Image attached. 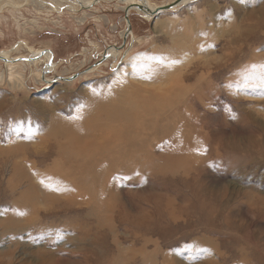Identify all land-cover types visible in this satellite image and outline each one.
Wrapping results in <instances>:
<instances>
[{"label": "rangeland", "instance_id": "rangeland-1", "mask_svg": "<svg viewBox=\"0 0 264 264\" xmlns=\"http://www.w3.org/2000/svg\"><path fill=\"white\" fill-rule=\"evenodd\" d=\"M73 1L0 0V53L50 49L57 67L45 76L82 73L45 83L44 64L0 61V264H264V0L131 11L133 35L99 67L123 45L126 5ZM125 101L136 123L155 121L143 138L164 139L173 122L166 136H177L186 117L201 149L172 174L136 164L131 175L107 165L92 184L69 175L54 132L93 147L96 132L124 126L110 117Z\"/></svg>", "mask_w": 264, "mask_h": 264}, {"label": "bare ground", "instance_id": "bare-ground-1", "mask_svg": "<svg viewBox=\"0 0 264 264\" xmlns=\"http://www.w3.org/2000/svg\"><path fill=\"white\" fill-rule=\"evenodd\" d=\"M74 1H73V3H74ZM77 1L81 2L83 4V6L87 7V8L92 7L91 5H92V3H94L90 0H77ZM119 1L123 2L126 5L125 8L136 5V6L143 7L144 10L149 9L151 12H153L156 9H159L162 6V5L158 6L155 4H151V3H149V0H119ZM187 1H191V0H184L183 2H187ZM2 6L5 7V4L4 5L2 4ZM83 6H81V7H83ZM0 11H1V9H0ZM133 11H135V10H133ZM136 11L142 13L143 15H147L148 17H151V15L148 13L141 12L138 9H136ZM130 13L131 12H129V14ZM19 49H20V46L16 45L13 48V52L19 51ZM113 50H115V48L110 49V51L107 54L108 57L110 56L112 58V57H115L116 55L120 54L119 52H113ZM11 53H12V51H2L0 53V58L8 60L7 64H13L14 62H17L21 58H25V59L31 58L32 60H28L29 62H27V61L26 62L29 63V65H37L38 66L39 64L45 65V64L49 63V60L52 57L53 63H54V65H53L54 69L50 68L48 70H51V72H55V69L57 67V64L54 62V55L50 49L33 50L30 52L31 53L30 56H22V57H16V58H13L11 56ZM11 66H14V65H10V69H12ZM43 70L44 69L41 70V73L43 72ZM48 72L49 71L45 70V75ZM45 75L43 74V77H42V74H41V78H43V82H45V83H47V82L51 83V81L53 79L59 78V77L61 78V76H55V77L50 78V77L45 76ZM126 104H127V102L125 101L124 106L115 110L112 113V116L110 117L111 120L115 119L117 124L119 123V121L121 119L122 121H124V126L122 128H118L117 132L113 135L108 134V133L103 132V131L102 132H96L98 134L99 138L102 137V140L100 143H96L93 147H92V141L91 140H87V138L83 139L82 136H78L76 133L67 132V131H64L63 129H59L58 132H54V133H60V135H52L54 138H56V136H58V141H59V145H58V148H59L58 151L59 152H57L55 149H54V152L57 155L58 160L61 161V163L63 165H65L66 168L69 169V171H70L69 175H72V176H74L75 179L76 178L80 179V181H83V182L84 181L85 182H91L92 180L98 179L99 177L101 178L103 176L104 171H105L104 168L107 165H113L114 168H118V169L123 170L126 175H129V174L131 175V174L135 173L137 170L136 164H139V168L142 171H144L142 173H145V171L147 170L148 172H158V173L169 174L173 171V167L175 168L176 165H180L182 163H190L192 160V158H190V155L197 154L196 153L197 151L196 150L194 151V149L196 147H197V149H201L200 142L202 143V141L197 140L198 138L194 137L193 127H191V125L187 123L186 117H185V119H183V121H180V122L185 123V124H182L181 127L183 128L184 126H186V130L180 129V132L177 131V132H179L177 136L172 134L174 137H172L170 139H167L168 137L166 136V135H168L167 131L171 130L170 128L173 127V123H175V122H173L172 125L166 124V126L164 128L166 131L161 133V136L165 137L164 139H161L159 137V135H158L159 132H157V131H154L155 133L153 134V138H149L146 136H145V138H143V136H142L143 131L155 128L154 123H152L155 121L153 120L152 122H148V123H142V122L136 123L135 119H137V114H139V113H136V114L135 113H125L124 108H125ZM185 104H186V102H184V105ZM133 105H135V104H133ZM143 107L144 106H140V109L142 110L141 113H143L144 111L147 112L146 108H143ZM174 110L176 111L177 109L174 108ZM174 110H172V114H173ZM162 114H164V112ZM143 116H144V113H143ZM139 117L141 118L140 115H139ZM145 118H146V116H145ZM157 119H161V117L157 118ZM53 124H55V123H53ZM53 126H56V125H53ZM99 127H104V126H101V125L96 126V128L98 130H99ZM178 130H179V128H178ZM159 131H160V127H159ZM103 137L107 140L104 141ZM85 139L88 142L86 145H82L81 143ZM150 145H151V147H152V145H154L155 150L156 149L161 150L160 155L158 156L157 159H155L154 156L150 153V151L152 150V149L150 150V148H148V147H150ZM73 149H74V153H72ZM180 152H182V153H180ZM141 155H144V157H141ZM159 159L161 161H164L165 163H168V161H172V163H171L172 166L169 165V166H171V167H169V169H168V167H166L165 170L161 169V167L157 166V162H156V160H159ZM145 163L148 164L147 169L144 168ZM126 164L129 167L131 165H133L132 169L125 168ZM120 166H121V168H119ZM177 170H178V167H177ZM96 171H97V174H99L98 176H96ZM173 172H176V171H173ZM117 173H118V171H117ZM107 174H108V172H107ZM109 178H110V176H109ZM98 180H100V179H98ZM92 183L93 182H91V184ZM97 184H98V182H97ZM99 185H100V183H99ZM29 189H30V187H29ZM82 190H83V187H82ZM29 191L31 192L32 190H29ZM32 192H31V194H32ZM25 194L21 195L18 198L19 201H17V202L15 201L16 202L15 206L19 205V202H21L20 200H22V198L25 196ZM29 196H30V193H29ZM13 205H14V203H13ZM102 205H103V202L101 200H99V207ZM10 221H12V220H10Z\"/></svg>", "mask_w": 264, "mask_h": 264}, {"label": "water", "instance_id": "water-1", "mask_svg": "<svg viewBox=\"0 0 264 264\" xmlns=\"http://www.w3.org/2000/svg\"><path fill=\"white\" fill-rule=\"evenodd\" d=\"M184 0H174V1H172L171 3H168V4H165V5H162L159 9H156V10H154L153 12H151L149 9H145L144 10V8L143 7H141V6H136V5H133V6H131V7H128L126 10H125V20H126V22H127V29H126V32H125V35H124V42H123V45H121V46H111V47H109V48H106V50L104 51V53H102V54H100V56H101V60L100 61H98L97 63H95V65L96 66H100V65H102V63L103 62H105V60L107 59V53H108V51L111 49V48H117V49H123L124 47H125V45H126V42H127V39L129 38V36H132L133 35V29H132V24H131V22H130V14H129V12H131V11H133V10H136V9H138L139 11H141V12H144V13H148V14H150L151 15V17H148L147 15H144L145 17H147V18H153L155 15H158L159 13H162V12H166V11H174V10H176L177 8H179V7H181L182 5H184V4H186L187 2H183ZM146 11V12H145ZM134 39V38H133ZM133 39H132V41H133ZM47 52V51H46ZM105 52H106V55H105ZM22 60H24V61H27V62H29L28 60H32L31 58L30 59H22ZM0 61H2V62H7V60H5V59H1L0 58ZM53 65H54V63H53V59H52V57L50 58V60H49V63H47V64H45L44 65V70H43V74L45 75V70L47 69V71H48V69L49 68H53ZM92 69V68H91ZM90 69V70H91ZM85 72V71H84ZM82 73H76V74H74V75H72V76H70V77H62V79H57V78H55L54 80H52L51 81V83H57V82H59V81H66V82H72V81H74L75 79H77L80 75H81ZM48 83V82H47Z\"/></svg>", "mask_w": 264, "mask_h": 264}, {"label": "snow or ice", "instance_id": "snow-or-ice-1", "mask_svg": "<svg viewBox=\"0 0 264 264\" xmlns=\"http://www.w3.org/2000/svg\"><path fill=\"white\" fill-rule=\"evenodd\" d=\"M162 62V61H161ZM261 87H264V80L261 81Z\"/></svg>", "mask_w": 264, "mask_h": 264}]
</instances>
